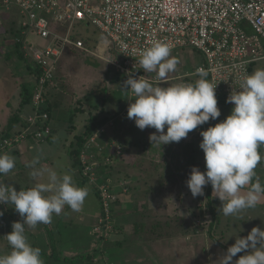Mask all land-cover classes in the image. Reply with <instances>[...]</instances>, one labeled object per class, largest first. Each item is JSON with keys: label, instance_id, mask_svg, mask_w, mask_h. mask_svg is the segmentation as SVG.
I'll use <instances>...</instances> for the list:
<instances>
[{"label": "rangeland", "instance_id": "374dc122", "mask_svg": "<svg viewBox=\"0 0 264 264\" xmlns=\"http://www.w3.org/2000/svg\"><path fill=\"white\" fill-rule=\"evenodd\" d=\"M1 5L2 0H0V75H12L18 82H27L29 75H33L29 69L31 66L33 67V63L30 58L21 62L18 61V55L16 56L13 52L16 38L12 33V30L16 31L24 19L17 7L13 6L10 10H6ZM75 30L78 38L88 40L84 42L85 52L88 53L83 50L66 51L60 59L59 67L57 66L55 73L54 85L50 88V93H54L50 103H57V109L53 111L50 122L52 137L39 143L25 141L14 148L3 151L2 153H7L15 158V167L7 175L0 174L3 178L2 182L5 184L9 182L17 192L31 188L37 183L46 182V173L42 177L30 175L33 168L29 165L34 158L39 157V163L35 166L37 169L52 168L58 173L69 172L77 187L88 189V196L80 211H73L70 207L65 206L59 216V220H61V225L58 226L59 230L65 231L66 235L64 236H71L65 240L59 238L60 243L66 244L64 248L54 250L55 255L57 254L59 258L83 256L84 258L79 259L76 264H219L220 259L227 252L225 249L232 246V241H222V243L220 240H216L218 242L216 243L210 238L211 234L219 230H214L216 213L212 207L209 185L204 187L203 196L195 198L186 185L192 167H198L202 173L206 171L203 161L204 166L200 162V164H194L186 170L187 173L180 181L181 184L179 188L177 187L178 189L169 187L161 193L158 192L157 199L150 200L153 193H149V190L156 188L159 179L154 175V172L146 170V173L142 166L137 165L139 160L137 148L125 147L117 139L114 141L122 146V151L116 160L110 163L104 161L99 170L103 171L102 176L109 179L110 182L109 170L104 169L105 167L113 169L111 175H113V181L116 184L128 180L125 185H130L129 195L124 200L119 196L120 201L127 200V203L123 204L122 207L121 204H117L114 208L116 229L112 231L109 241H100L97 236L92 235L91 228L96 222L94 224V219L90 216L94 215L92 212L99 215L98 198L94 187L80 178L78 166L74 163L73 155L68 149L69 145L73 142L74 149L77 143L76 137H78L76 135L84 136L83 133L87 124L86 117L89 113L98 114L100 118L115 119V129L109 132V138H115V135L120 137L123 134H138L137 131L140 129L136 127L134 120L128 119L127 116L124 119L119 115V111L129 96L120 90L123 86L121 84L122 77L116 75L114 66L109 63L118 61L116 52L108 40L90 24H81ZM170 55L179 61L176 70L169 73L166 80H158V83H152L154 86L160 84L161 87H168L177 83H194L199 79L198 76L194 75L196 69L203 62V57L199 52L186 47L170 52ZM258 68L264 69V61L252 65V72ZM142 72L147 77L156 78L155 72H146L143 68ZM111 76L114 81L109 85ZM4 82L2 81V83ZM2 92L3 88L2 91L0 90V94ZM6 94L5 98H0V114L4 112L6 107L15 106V90L12 89ZM123 96H125L124 99ZM79 106L82 107L81 111H77ZM232 108L229 105H222L219 108L221 115L218 118L225 120L231 114ZM31 111L30 106L26 105L25 111H22L20 115L25 118L26 114ZM69 111H74V121L72 122L74 126L67 128ZM12 130L14 129L9 131ZM6 132L3 129L1 135ZM144 133H156V130L146 128ZM107 139L108 137L104 136V142H107ZM185 139H189V135L183 138V140ZM196 141L198 142V138ZM107 145L108 143L102 144L104 147ZM96 150L97 148H95ZM258 151L262 157V163H259L257 167H261L260 165L264 164V145H261ZM126 152L128 156H131L128 160H126ZM106 156L107 154L104 157ZM115 164L118 165L115 166ZM256 174L257 177L260 176L258 173ZM2 178L0 179L2 180ZM127 204L133 206L126 208ZM141 205H144L145 208ZM13 207L9 204L10 221L14 219L23 222L22 217ZM134 207H137L138 211L141 212L132 213ZM81 211L85 214L84 222L79 221L80 218H78L82 213ZM142 214L143 218H141ZM139 223H142V229L141 226L136 227L135 224ZM155 223L162 224L161 229L150 232L149 229ZM165 223L167 224L165 225ZM209 223H212L210 236L207 227ZM38 226L41 227L38 232L44 231L42 229L44 224ZM25 229V234L30 243V237H32L30 233L33 228L25 225ZM11 231L12 225H8L7 221L3 227H0V255L7 254L11 250L8 241L4 238ZM35 234L41 233L35 232ZM43 242L42 239H39L35 241L33 246L41 249V257L44 259V256L51 251L47 247L41 246ZM247 251L249 250L241 253L246 254ZM239 257V254L233 257L232 264H235ZM55 259H50L53 262H44V264H66L62 260Z\"/></svg>", "mask_w": 264, "mask_h": 264}, {"label": "built area", "instance_id": "2783aa9c", "mask_svg": "<svg viewBox=\"0 0 264 264\" xmlns=\"http://www.w3.org/2000/svg\"><path fill=\"white\" fill-rule=\"evenodd\" d=\"M13 6L24 19L20 23L27 37L24 50L34 65L29 103L33 113L23 119L21 129L0 137V151L50 137L47 94L65 49L86 51L75 30L81 24H90L108 40L118 56V61L109 63L123 82L129 75L159 82L145 76L138 63L139 53L153 42L166 43L170 52L186 47L199 52L203 57L199 67L206 69L207 79L217 85V106L226 103L233 89H239L242 75L251 74L252 65L264 61V0H2L4 9ZM127 94L120 117L127 116L133 102L131 92ZM213 122L210 119L195 130L200 143V131L215 126ZM114 129L115 119H109L86 138L78 156L81 177L94 187L100 208L91 233L103 241L110 239L114 230V208L120 193L99 170L104 161H114L122 151L108 136ZM103 142L108 145L102 146ZM4 210L0 204V213ZM5 224V216L0 215V227Z\"/></svg>", "mask_w": 264, "mask_h": 264}, {"label": "clouds", "instance_id": "9594fccd", "mask_svg": "<svg viewBox=\"0 0 264 264\" xmlns=\"http://www.w3.org/2000/svg\"><path fill=\"white\" fill-rule=\"evenodd\" d=\"M170 51L166 43L153 42L139 53L138 63L146 72H155L157 80L164 81L179 63ZM194 75L200 77L194 83L168 87L154 86L144 76L129 75L121 86L122 92H131L134 97L131 100L134 102L129 103L127 118L134 120L140 130L153 128L159 133L149 136L153 146L179 142L198 126L220 117L217 85L207 79L208 71L203 67L197 68ZM226 103L234 104L231 114L199 133L206 171L202 173L198 167H192L186 181L194 198L203 196L204 187L211 185L213 197L221 201L219 212L225 217L238 216L243 210L254 208L264 197V186L255 171L262 159L258 149L264 145V69L258 68L251 74L245 72L239 89H233ZM38 163L39 157L34 158L29 165L33 168L30 175L42 177L46 173V182L18 192L12 185L0 182V204L13 205L23 219V222H13L12 231L4 236L11 250L0 255V264H44L41 249L28 242L25 225L36 228L39 224H50L53 214L59 215L65 206L80 211L88 196V189L77 187L69 172L37 169ZM14 167L15 158L0 153V174L7 175ZM245 188L247 191H242ZM245 250L249 251L235 264H264V229L253 227L247 237L237 238L219 264H232L233 257Z\"/></svg>", "mask_w": 264, "mask_h": 264}, {"label": "trees", "instance_id": "16d2710c", "mask_svg": "<svg viewBox=\"0 0 264 264\" xmlns=\"http://www.w3.org/2000/svg\"><path fill=\"white\" fill-rule=\"evenodd\" d=\"M21 29H16L12 30L13 36H15V38H18V41L15 40L14 41V52H16L19 56V59L21 60H26V57L24 55V52L21 50L23 48V35L20 33ZM84 41H87L86 39H83ZM71 50H74L73 48H70ZM70 50V51H71ZM51 89H49L48 91V113H49V118L51 115L52 110L57 108V103H50L51 99L54 97V93H50ZM20 105L19 108H23V106H25L26 104H29L30 101V90L23 85L21 87V93H20ZM122 109V108H121ZM21 109H19L20 112ZM82 107L79 106V108L77 107V111H81ZM76 111V110H75ZM120 112V111H119ZM73 113L74 111H69V117L67 119L69 126L68 127H73L74 125L72 124V122L74 121L73 119ZM81 113V112H80ZM84 113V112H83ZM126 117H124L125 119ZM19 120V116L18 113L14 114L13 116V120L11 121V124L16 123ZM87 120V124L85 127V131L83 133V137L80 135H76L78 137H76V145L75 148L73 149V142L70 143L69 145V151L70 153L73 155L74 158V163L78 166L79 169V173L81 176V172H80V166L78 164V156L80 153V149L82 148L86 138L95 130H97L99 127H101L103 124H105L107 121H109V119L107 117L104 118H100L98 114H93V113H89V115L86 117ZM220 121L218 120H214L213 124H217ZM23 127V125L20 127V129ZM146 129V128H145ZM144 129V130H145ZM10 129H7L6 133H2L4 135H7V133L9 132ZM144 130H139L141 131L139 133V131H137L138 134L134 133L132 135H124L123 136H118L115 135V138L112 137V140L117 139L118 142L122 143L123 146L125 147H132V148H137L138 149V156H139V160H138V164L139 166H142L143 168H145V171H152L154 172V175L159 179L158 185L156 186V188H151L149 190V193H153L151 195L150 200H155L158 197V194L161 193L162 191H164V189H168L169 187H175L176 189L179 188L180 184H181V180L182 178L185 176V174L187 173L186 170L190 169L194 164H200V162H205V158H204V153L201 150V154L200 157L201 159L197 160L196 159V151L194 149V144L193 141L191 139L189 140H183L181 139V141L179 142H172L170 144L167 145H152V143H150L149 141V136L152 133H144ZM166 132V131H165ZM193 134L195 135V130H193ZM196 136V135H195ZM116 160V159H114ZM201 160V161H200ZM104 169H106L107 171L109 170L108 167H105ZM105 171V172H107ZM103 172V171H102ZM82 180L84 182H87L83 177H81ZM178 187V188H177ZM211 185H209L208 189L209 192L211 190ZM159 192V193H158ZM119 204V203H117ZM208 205V203H207ZM144 206V205H141ZM145 208V206H144ZM143 208V209H144ZM4 213L3 215L5 216V219L7 221V224L9 225L11 223L10 221V215H9V208L7 207V204H4ZM134 212H141L138 211L137 207H134L132 210V213ZM214 213V212H213ZM133 215V214H132ZM114 218V227L113 229L115 230V221L116 218L113 216ZM141 218H143V214L141 215ZM210 222V220H209ZM142 223L139 224H135L136 227H140L141 229L143 228V225H141ZM167 223H165L166 225ZM212 224V223H211ZM209 223L208 227V232H209V236H210V229H211V225ZM162 224L159 223H155L154 225L151 226V228L149 229L150 232H154L155 230L161 229ZM214 233L211 234L210 238L212 241H216L217 239L214 238ZM99 240L101 241L102 239L99 238ZM98 240V242H99ZM103 241V240H102ZM109 241H103V242H107ZM216 243H218L216 241ZM228 249V248H227ZM227 249H225L227 251ZM240 256L244 255L245 253H238ZM82 257H62L59 258V256L56 255V259L58 261L62 260L64 263L68 264V263H77V261Z\"/></svg>", "mask_w": 264, "mask_h": 264}, {"label": "crops", "instance_id": "0c3cea01", "mask_svg": "<svg viewBox=\"0 0 264 264\" xmlns=\"http://www.w3.org/2000/svg\"><path fill=\"white\" fill-rule=\"evenodd\" d=\"M18 28L21 29L20 33L24 36L23 40H25V38H27V37H25V34H23V33H25V31L23 32V29L21 28V24H19ZM18 38H16L17 41H18ZM83 42H85V41L83 40ZM24 47H25V42L23 41V48L21 50L24 52L25 57L29 58L26 55V51L24 50ZM70 50H71L70 48H67V49H65L64 52L70 51ZM74 50H77V49H74ZM64 52H63V54H64ZM14 53L16 54V56L18 55L16 52H14ZM85 53H88V52H85ZM17 59H18L19 62L22 61L21 59H19V56H17ZM59 62H60V60H59ZM59 62H58V67H59ZM29 69H31L33 75H29V80L27 82H18V80L13 78L12 75H5V74L4 75H0V82H1L0 83V90L2 91V88H3V92L0 94V98H5V96L7 95L6 93H8L10 90H12V89L15 90V106L6 107L4 112L2 114H0V137H1V131L3 129L4 130H7V129L17 130L22 125V122H23L24 118L20 114L22 113V111H25L26 105L30 106V104H26L25 106H23V108H19L20 100H21L20 99L21 87L23 85H25L30 90V98H31V85H32V82H33V79H34V75H35L34 65H33V67L31 66ZM6 70H5V73H6ZM29 72H30V70H29ZM141 72H142V70H141ZM109 79H110V81H109L110 82L109 85H110L111 82L114 81V80L112 79V76ZM2 81H5V82L2 83ZM121 84H124L122 79H121ZM2 85H3V87H2ZM8 89H10V90L8 91ZM124 98H125V96H123V99ZM123 99H122V101H123ZM10 101H13V100H10ZM29 103H30V101H29ZM222 105H229V106L233 107L232 104L220 103L218 105V108H220ZM19 109H21L20 112H19ZM54 110H52L50 118H49V127H50V122H51V119H52V113H53ZM13 111H15V112H13ZM15 113L16 114L18 113L19 120L16 123L11 124V121L13 120V116L12 115L15 114ZM31 113H32V111L28 112L26 114V116L30 115ZM216 120L217 121L218 120L219 121H223L222 118H217ZM68 126H69V123H68ZM68 126H67V128H68ZM67 128H66V130H67ZM50 130H51L50 137H52V128L51 127H50ZM191 133L192 134H188L189 135V139H191L193 141L194 149L196 151V155L198 156V157L196 156V159L199 160V159H201V157H200V152L201 151H200V148H199V144L200 143L198 144L199 141L197 142L195 135H193V132H191ZM157 135H159V134H157ZM189 139H185V140H189ZM7 150H9V149H7ZM4 151H6V150H4ZM2 152L3 151H0V153H2ZM130 152L131 151H129V153ZM126 156H127L126 160H128V158L131 157V156H128L127 152H126ZM203 163H202V165H203ZM260 163H262V162L260 161ZM118 164H115V166L118 165ZM204 165H205V163H204ZM260 166L261 167H257L255 170H256V173H258L260 175V176H258V178L260 180V183L262 184V186H264V164H261ZM143 170H144V172H146L145 168H143ZM112 172H113V169L110 168L109 171H108V176L110 175L109 178L111 179L112 185L116 188V190H118L120 192L119 196L122 197L123 200H124V198H126L129 195V186L130 185L129 184L125 185V183L128 182V180L126 182L120 181V182H118V184H116V182L113 181L114 177H113V175H111ZM0 178H2L1 175H0ZM2 181H3V178L1 180V182ZM4 181H5V179H4ZM253 182H255V177L253 178ZM8 184L11 185L9 182H8ZM123 187L125 188V192H123ZM242 191L246 192L247 188L243 189ZM212 193H213V189L211 188L210 194H211V197H212V207L214 208L213 210H215L214 212L216 213V221H215L216 224H215V229L214 230L215 231L219 230L218 232L214 233V235H213L214 238H216L217 240H220L221 242L222 241H225V242H227V241L231 242L232 241L231 245H233L237 238L247 237L248 233L251 231V229L253 227H261L262 229H264V197L261 198L260 202L254 208L245 209L238 216H227V217H225L222 213L219 212V209L221 207V201L218 198H214ZM118 203L121 204L120 206L122 207L123 204L127 203V200H125L123 202V201H120V198H119V202ZM131 205L132 204H127L126 208H128ZM7 207L9 208V204L7 205ZM60 214L59 215L53 214L52 222L50 224L42 226L43 227L42 229H44V231L38 232L41 229L40 226L31 229L30 235H32V237L29 236L30 237V244L33 246L35 241H37L39 239H42V241H44V242L41 243V246L47 247V249H49V251H51V252H49L48 254H46L44 256V259L41 257L43 259V261L46 260V261H44L45 263L46 262H48V263L49 262H53L50 259H53V258L55 259L56 255H57V254L55 255L54 250L56 251V250H58L60 248H64V246L66 245V244L60 243V239L59 238H61L63 240H65L66 238H71V236H69V235L68 236H64V235H66L65 231L59 230L58 226L61 225V220H59ZM89 214H91V213H89ZM92 214H94V215H91L90 217H93L94 224H95L98 213L95 214L94 212H92ZM78 218H80L79 221L84 222L85 214H83V212H82L78 216ZM13 222H21V221H15L14 219H11L10 226L13 224ZM226 225H227V227H226ZM35 232L36 233H41V234L36 235ZM69 234H71V233H69ZM33 240H34V242H33ZM257 246H259V245H257ZM33 247H36V246H33Z\"/></svg>", "mask_w": 264, "mask_h": 264}]
</instances>
